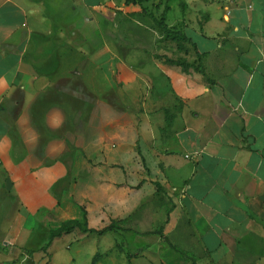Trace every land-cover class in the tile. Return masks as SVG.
Masks as SVG:
<instances>
[{
    "label": "crops",
    "instance_id": "obj_1",
    "mask_svg": "<svg viewBox=\"0 0 264 264\" xmlns=\"http://www.w3.org/2000/svg\"><path fill=\"white\" fill-rule=\"evenodd\" d=\"M105 2L0 0V264L84 213L123 264H264V5L184 0L194 47L129 59Z\"/></svg>",
    "mask_w": 264,
    "mask_h": 264
},
{
    "label": "rangeland",
    "instance_id": "obj_2",
    "mask_svg": "<svg viewBox=\"0 0 264 264\" xmlns=\"http://www.w3.org/2000/svg\"><path fill=\"white\" fill-rule=\"evenodd\" d=\"M183 2L184 0H138L135 4H126V0H106L93 15L98 17L97 24H90V27H93L92 29L99 35L110 36V40L106 43L114 52L118 54L123 49L127 52L129 59H134L137 48L150 51L152 46L157 45L159 35L166 42L167 39H164L158 21L164 10H166V23L170 11L183 13L185 9ZM262 5L264 0H257L258 11ZM86 14L92 16L88 15V12H83L82 15ZM172 16L175 15L172 14ZM187 35L193 37L190 32ZM101 44H104L103 41ZM175 44L178 51H181L179 46L193 48V46L190 48L187 41L182 38L176 40ZM118 235L116 233L105 236H86L75 230L54 239L50 247L44 250L41 248L46 242L39 246L33 244L28 247L14 246L11 262L12 264H92L94 256L98 253L95 264H123L120 259L121 251L125 258L134 250L121 248ZM19 260L23 261L19 262Z\"/></svg>",
    "mask_w": 264,
    "mask_h": 264
},
{
    "label": "trees",
    "instance_id": "obj_3",
    "mask_svg": "<svg viewBox=\"0 0 264 264\" xmlns=\"http://www.w3.org/2000/svg\"><path fill=\"white\" fill-rule=\"evenodd\" d=\"M137 1L138 0H126V4H128V3L135 4ZM165 17H166V10H164L162 12L161 19L158 21L159 27L163 31L164 39L176 41L179 38H182L183 40L190 42V38H188L182 31L169 28L167 23L165 22L166 21ZM192 46L194 47V44H192ZM179 49H181V51H183L185 53L188 52V49L185 46H179ZM165 61L169 64H172V65L181 66L183 68V70H187L189 67H193L192 64L186 63L185 61H182L181 59L173 60V59L166 58ZM194 69L197 72H200L201 74L205 75L204 69L202 68V66L200 64L197 66H194ZM119 222H120L119 220L118 221H112L109 226H107L101 230L89 229L87 227L86 214L84 213L83 219L81 221H79V220H67V221H64L60 225V227H58L57 229L50 230L49 234H48V240L41 249L42 250L47 249L48 247H50V245L54 239L60 238L64 234L71 233L77 229L83 233H89V234H95V235H103L105 233L112 232V231L115 232L118 229V223ZM135 252L136 251H134L133 253H135ZM133 253L128 254L127 256L131 257V255ZM97 257H98V253H96V255L94 256L92 264L96 263Z\"/></svg>",
    "mask_w": 264,
    "mask_h": 264
}]
</instances>
